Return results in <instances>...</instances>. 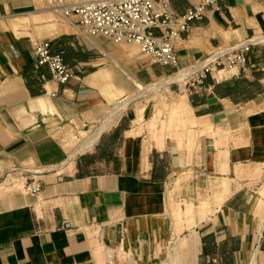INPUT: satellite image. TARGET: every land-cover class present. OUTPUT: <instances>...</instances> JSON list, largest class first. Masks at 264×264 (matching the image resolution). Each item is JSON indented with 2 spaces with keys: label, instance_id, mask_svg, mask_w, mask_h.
I'll return each mask as SVG.
<instances>
[{
  "label": "crops",
  "instance_id": "obj_1",
  "mask_svg": "<svg viewBox=\"0 0 264 264\" xmlns=\"http://www.w3.org/2000/svg\"><path fill=\"white\" fill-rule=\"evenodd\" d=\"M46 2L0 0V264H106L110 252L161 264L181 235L172 201L211 208L185 230L194 264H244L248 251L264 253V0H225L184 35L182 67L257 44L244 69L215 72L195 92L184 88L186 119L161 140V130L154 139L146 127L159 103L124 112L138 95L116 96L123 88L100 63L99 41L72 20L32 19L52 14ZM189 6L172 0L177 13ZM41 41L82 81L61 86L37 67ZM68 130L87 133L82 148L90 150L70 158ZM30 180L42 182L41 193L26 190Z\"/></svg>",
  "mask_w": 264,
  "mask_h": 264
},
{
  "label": "built area",
  "instance_id": "obj_2",
  "mask_svg": "<svg viewBox=\"0 0 264 264\" xmlns=\"http://www.w3.org/2000/svg\"><path fill=\"white\" fill-rule=\"evenodd\" d=\"M187 1L190 6L183 14L173 9L172 0H55L54 8L78 25L88 37L108 39L115 44H135L143 55L155 59L175 74L176 70L182 69L177 45L191 31L194 23L203 21L210 7L220 11V3L225 0ZM253 40L216 51L200 63L183 67V70H190L182 82L184 88L195 92L203 88L208 77L215 72L235 74L244 69L257 44ZM35 56L36 66L47 68L57 84L64 86L72 80L82 81L81 73L66 64L63 53L54 51L50 41L38 42ZM25 187L34 194L43 190L40 180H34ZM106 264L136 263L118 261L117 256L110 252ZM161 264L166 263L163 261Z\"/></svg>",
  "mask_w": 264,
  "mask_h": 264
},
{
  "label": "rangeland",
  "instance_id": "obj_3",
  "mask_svg": "<svg viewBox=\"0 0 264 264\" xmlns=\"http://www.w3.org/2000/svg\"><path fill=\"white\" fill-rule=\"evenodd\" d=\"M54 1L55 0H47L46 7L44 8L45 11H51L52 14L39 18L33 17L32 19L34 21H38L37 19H44L45 21H52V23L56 24H69L70 21L64 19L60 12H55ZM19 21L20 20L17 21L15 26H22L18 24ZM30 21L31 20L28 19L26 22L28 23ZM84 36L91 39L85 34ZM96 39L100 43L99 49L95 50L97 57L101 59L100 63L112 68L113 71L112 74H110L113 78L112 80H115L118 86L123 88V91L120 90L116 92V96H120L122 100L126 95H129V99L131 97L135 99V96L138 95L137 99H135L124 112L134 107L137 115H139L145 108L144 102L159 103L156 115L147 122L146 127L153 134L154 139H156L157 134H155V132H157V130H161L159 132L161 137H159L160 140L162 137L166 138L167 136L163 133L164 129L166 131L168 129L172 131V122L178 120V122L182 124L185 117L184 115L188 114V104L185 100L186 95L180 93L184 90L183 81L177 82L176 84H169L171 80H168L167 77H171L173 71L162 69L155 59L143 55L135 44H115L108 39ZM182 71L188 72L189 70H183L182 67V69L176 70L175 74L177 75V73ZM175 74L173 75L175 76ZM141 87H145L149 89V91L145 93ZM165 111L167 113L169 112L170 117L164 120L163 115ZM138 119L141 121V116ZM159 125L162 127H159ZM169 134L172 136V132ZM87 135L88 134L83 133L82 130L80 132L68 130L67 135L63 137V143L68 146L70 158L90 150L82 148L84 143L88 141L86 140ZM29 169L30 174L32 169ZM257 175H260V171H258ZM33 181L34 180H30L29 183ZM262 195L264 196V191ZM208 205L209 204L195 203L194 201H172L170 207L171 215L174 220V227L176 233L178 234L181 232V235L178 234L173 236L168 249V258L165 260L166 264H190L185 250L187 245H189L190 249L191 262L194 264L192 247L188 244L191 238L187 235L188 233L185 230L191 229L196 225V217L202 221L212 213ZM191 243L193 245V241ZM262 257H264V253L258 249H252L245 254L244 264H264L261 260Z\"/></svg>",
  "mask_w": 264,
  "mask_h": 264
},
{
  "label": "bare ground",
  "instance_id": "obj_4",
  "mask_svg": "<svg viewBox=\"0 0 264 264\" xmlns=\"http://www.w3.org/2000/svg\"><path fill=\"white\" fill-rule=\"evenodd\" d=\"M189 72H190V70L188 71V72H185V71H183V74H182V72L180 73H177V75L175 74V76L174 75H172L171 77L169 76V77H167L168 78V80H171V82L169 81V84H173V83H177V82H182L186 77H187V75L189 74ZM141 89L143 90V92H148L149 91V89H146L145 87H141ZM158 89V88H157ZM153 90H155V89H153ZM152 92V91H151ZM122 107V106H121ZM117 109H118V107H116ZM123 109V108H122ZM118 111V113H119V109L117 110ZM121 111V110H120Z\"/></svg>",
  "mask_w": 264,
  "mask_h": 264
}]
</instances>
